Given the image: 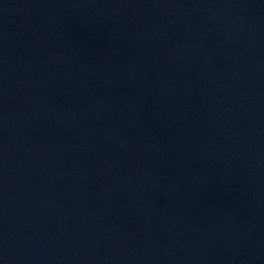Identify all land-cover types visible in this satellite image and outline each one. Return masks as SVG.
<instances>
[{"label": "water", "instance_id": "obj_1", "mask_svg": "<svg viewBox=\"0 0 264 264\" xmlns=\"http://www.w3.org/2000/svg\"><path fill=\"white\" fill-rule=\"evenodd\" d=\"M0 264H264V0H0Z\"/></svg>", "mask_w": 264, "mask_h": 264}]
</instances>
